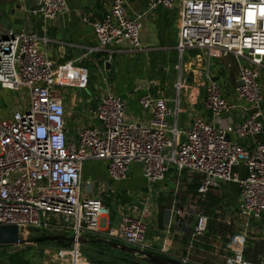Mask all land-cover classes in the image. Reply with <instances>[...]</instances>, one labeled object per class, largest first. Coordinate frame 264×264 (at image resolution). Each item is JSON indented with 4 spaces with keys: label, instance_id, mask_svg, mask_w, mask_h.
I'll return each instance as SVG.
<instances>
[{
    "label": "built area",
    "instance_id": "built-area-1",
    "mask_svg": "<svg viewBox=\"0 0 264 264\" xmlns=\"http://www.w3.org/2000/svg\"><path fill=\"white\" fill-rule=\"evenodd\" d=\"M159 7L177 12L180 61L186 51L203 55L194 59L205 60L197 79L189 85L181 65L175 68L173 110L162 97L141 96L139 105L150 114L145 125L128 120L125 102L106 93L84 112L97 126L81 127L72 142L67 138L66 109L58 89H85L87 72L71 61L55 69L39 51L48 40L36 33L9 31L0 36V88L14 93L25 90L27 98L25 106L13 110L10 117H0V225L22 228L23 239L30 234L27 229L41 234H49L50 228L70 230L71 246L58 247L51 254L57 264H86L78 240L95 235L100 219L109 213L101 198L89 197L93 183L82 182L87 161L105 162L112 185L126 180L132 164L140 165L148 184L146 192L135 197L143 204L141 212L133 216L131 209L136 207H124L120 226L108 230L105 238L147 252H151L147 217L155 199L151 187L163 181L171 168L198 176V193L203 197L219 181L237 184L241 230L230 237L224 264H251L244 259L247 232L252 222L264 224V140L247 149L232 138H253L264 132V0H149L150 10ZM66 11L65 0H39L33 14L55 21ZM141 28L139 16L127 15L126 1L113 0L103 19L93 24L97 49L126 44L132 52L140 51ZM92 52L86 50L78 60ZM229 55L239 65L236 81L241 85L224 95L213 80L210 60ZM200 92L211 120L195 117L185 132L171 127L170 118L181 112L180 97L193 102ZM239 112L245 115L239 125L222 118ZM180 135L184 140L177 143ZM238 165L245 170L243 177L234 173ZM170 213L184 220L193 216L190 204L178 202ZM61 222L71 223L70 228H62ZM208 222L206 215L197 214L191 238L205 234Z\"/></svg>",
    "mask_w": 264,
    "mask_h": 264
},
{
    "label": "crops",
    "instance_id": "crops-1",
    "mask_svg": "<svg viewBox=\"0 0 264 264\" xmlns=\"http://www.w3.org/2000/svg\"><path fill=\"white\" fill-rule=\"evenodd\" d=\"M67 11L55 21H47L39 14H33L39 0H0V36L9 31L18 34L22 31L33 32L48 40L46 44L39 45V51L53 64L55 69L62 68L69 61L80 69L87 72L88 84L93 78V84L85 89L94 86V90L100 93L105 92L113 86L115 94L120 97L126 105V117L131 122L145 125L150 117L148 111H144L139 105V98L146 93L154 97H162L167 100L170 110L174 109V100L168 93L160 89V80H165L168 72V65H173L174 70L181 65L182 76L187 82L188 76L192 75L191 83L197 79L200 67L205 60L195 61L196 56L203 57L199 51H186L180 61L176 50L177 44V12L176 10H165L163 8L149 9V0H125L127 3V15L131 18L140 17L142 28L140 31L141 50L132 52L126 44L97 49L94 36L93 24L101 21L113 0H65ZM93 52L83 60H78L86 50ZM109 60L108 69L105 63ZM234 62L236 65L230 64ZM210 71L213 80L221 81L225 86L224 78L237 80L239 65L236 59L229 55L221 59L210 60ZM233 68H236L232 72ZM178 77V72H177ZM145 82L147 85H142ZM174 85V84H173ZM173 87V86H172ZM76 89V88H63ZM174 89V87H173ZM175 90V89H174ZM7 91V90H5ZM176 92V91H175ZM202 93L198 100L193 102L186 100L185 95L180 97V114L177 118H170V126L174 125L182 132L189 130L192 120L199 117L210 121V115L202 103ZM228 95V93H225ZM181 98H183L181 102ZM68 100V98H67ZM71 102V101H70ZM69 107L74 112L66 109V132L69 141H74L77 131L81 127L97 126V123L90 121L84 112L88 108H94L97 102L87 106H78L71 103ZM264 110V102H263ZM16 107L10 106L3 110V118H8ZM78 114L83 118L77 121ZM245 115L241 112L235 115L225 114L222 116L232 123L239 125ZM168 139L172 137L168 135ZM184 136L180 135L177 143H181ZM242 147L252 149L256 142L264 140V132L253 138L236 139L232 138ZM234 173L243 177L245 170L243 166L234 167ZM81 179L83 183H93L92 192L89 197L101 198L107 207L109 202L107 196L110 192L121 191L123 206H135L132 210L133 216H139L143 207L142 202L136 201L135 197L146 192L148 184L143 178L141 167L132 164L126 180L117 184H110L107 177V165L102 161H87L82 166ZM200 178L189 176L185 172L178 174L171 168L163 181L151 187L154 199V207L147 217L148 233L147 244L151 252L160 254L178 261L187 260L189 264H224L227 256V243L230 237L241 230V220L237 214L239 187L235 183L219 181L204 197L198 193ZM122 189V190H121ZM111 201V202H113ZM120 201V202H121ZM115 202L112 204L115 205ZM174 202L186 205L190 204L194 215L189 220H184L171 215V208ZM110 204V205H112ZM125 204V205H124ZM112 205V206H113ZM116 219L105 216L100 219L98 231L95 237H106L108 230H116L121 223L123 207L115 210ZM108 208V207H107ZM202 213L209 219L205 234L196 239L191 238L192 227L196 215ZM105 225H101V221ZM230 222V225L227 222ZM209 227H212V231ZM221 229L223 234L215 230ZM216 243L220 244L219 256L215 251ZM164 248V251L161 249ZM244 255L251 264H264V224L252 222L251 229L247 232ZM216 257H219L217 259ZM220 260L217 263L215 260Z\"/></svg>",
    "mask_w": 264,
    "mask_h": 264
},
{
    "label": "rangeland",
    "instance_id": "rangeland-1",
    "mask_svg": "<svg viewBox=\"0 0 264 264\" xmlns=\"http://www.w3.org/2000/svg\"><path fill=\"white\" fill-rule=\"evenodd\" d=\"M230 64H233L234 66L236 65L234 62L230 61ZM236 70V68H233L232 72H234ZM93 78L90 79V82L88 84L91 85V83L93 84ZM160 80V89L166 91L168 93V96L171 97L172 99L176 98V92L173 89V84L177 81V72L174 70L173 65L169 64L168 65V72L165 74V80L161 81V78H159ZM225 80V86L223 85V83L221 81H218V84L221 86V89L225 93L229 94H233L235 88H236V83L237 81H235L233 78H224ZM95 81V80H94ZM113 86L110 87L108 90L105 89L106 91L103 93H100L99 91L94 90V86H92L91 88L88 89H58V92L60 93L61 97L63 98V103L67 104L68 106V111L69 112H74L73 109H70L69 107L72 106L71 103H74L76 105V107L78 106H87L88 104H93L94 102H98L99 98L103 95H105L106 93H111V94H115L114 90H113ZM25 90H22V92L20 93H14V92H10V91H5L3 89L0 88V117H2V113L3 110H5V108L8 107H24L26 102H27V98L25 96ZM225 95V94H224ZM68 98V100H67ZM183 98H181V102H182ZM71 101V102H70ZM79 116L75 115L77 118V121H79L80 119L83 118L82 114H78ZM122 190V189H121ZM123 196L121 191L117 190V191H112L108 194L107 196V201L109 202V204H107V209L109 212V217L111 218V221H114L116 219L115 217V213L112 210L111 206L114 204L113 199L115 198L116 200H119L118 197ZM113 201V202H111ZM121 201V200H120ZM119 203L115 202V205H113L112 207L116 210L117 206L119 207H125L122 204V201ZM113 203V204H112ZM112 204V205H110ZM125 205V204H124ZM195 207L192 208V212L195 211ZM194 215V213H193ZM62 228H70L71 223H64L61 222L60 223ZM101 225H105V221L102 220L101 221ZM212 231V229H210ZM53 231V229H48V233H51ZM216 232H218V234H223L221 229H217L215 230ZM63 234L66 237H70L71 236V231L70 230H64ZM216 249L215 251L218 253L217 256H219L221 254V251L219 250L220 248V244L216 243ZM58 247L54 246L53 244H29V245H17V246H8V247H0V264H7V258L11 255L14 254H18L21 257H23L26 261H28L30 264H57V261L52 258L51 254H53V252L56 251ZM94 248L102 251L100 255L94 254ZM80 252L81 255L86 258V264H125L123 262L122 259H125L127 257H125L126 254H123L119 251L116 250H111V249H103V247H101L100 245H92L91 243H89L87 246L85 247H81L80 248ZM52 258V259H51ZM217 259H219V257H216ZM215 260L217 261V263H220L221 261L219 260ZM244 259L245 255H244ZM247 260V259H246Z\"/></svg>",
    "mask_w": 264,
    "mask_h": 264
},
{
    "label": "water",
    "instance_id": "water-1",
    "mask_svg": "<svg viewBox=\"0 0 264 264\" xmlns=\"http://www.w3.org/2000/svg\"><path fill=\"white\" fill-rule=\"evenodd\" d=\"M109 63H105V68L108 69ZM192 75L187 78V83H191ZM142 85H147L145 82H140ZM237 86L241 85L239 82ZM229 140L228 138L226 139ZM24 230L17 226L0 225V247L15 246L17 244H37L50 243L61 248H68L73 242V237H66L62 232H51L49 234H41L36 229H27L30 233L25 239L22 237ZM90 242H95L107 246L111 250L119 251L123 254L130 255L134 259L135 264H187L160 254H155L147 251H142L135 248H130L122 243H118L107 238L97 237L89 240L86 236H81L78 240L80 247L87 246Z\"/></svg>",
    "mask_w": 264,
    "mask_h": 264
},
{
    "label": "trees",
    "instance_id": "trees-1",
    "mask_svg": "<svg viewBox=\"0 0 264 264\" xmlns=\"http://www.w3.org/2000/svg\"><path fill=\"white\" fill-rule=\"evenodd\" d=\"M210 229H212V227H209ZM94 238H97L95 236H89L88 239L89 240H92ZM92 245H100L101 247H103V249H109L107 246H104L102 244H99V243H95V242H90ZM42 244H50V243H42ZM1 247H8V246H1ZM94 254H97V255H100L102 254L100 250L94 248ZM125 259H122L123 262L125 264H135L133 261L134 259L130 256V255H125ZM245 258L247 259V257L245 256ZM7 264H30L28 261H26L23 257H21L20 255L18 254H14V255H11L7 258Z\"/></svg>",
    "mask_w": 264,
    "mask_h": 264
}]
</instances>
